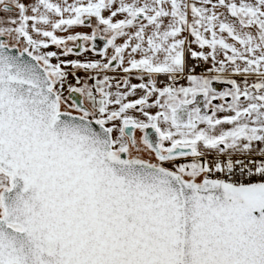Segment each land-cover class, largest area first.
<instances>
[{"label": "snow or ice", "instance_id": "obj_1", "mask_svg": "<svg viewBox=\"0 0 264 264\" xmlns=\"http://www.w3.org/2000/svg\"><path fill=\"white\" fill-rule=\"evenodd\" d=\"M0 264H264V0H0Z\"/></svg>", "mask_w": 264, "mask_h": 264}, {"label": "flooded vegetation", "instance_id": "obj_2", "mask_svg": "<svg viewBox=\"0 0 264 264\" xmlns=\"http://www.w3.org/2000/svg\"><path fill=\"white\" fill-rule=\"evenodd\" d=\"M78 31H83V32H88V31H90L89 29H86V28H81V29H77ZM89 57H91V53H88L87 54ZM98 58V57H97ZM84 75V74H83ZM65 95H67V93H65ZM151 131V130H150Z\"/></svg>", "mask_w": 264, "mask_h": 264}, {"label": "rangeland", "instance_id": "obj_3", "mask_svg": "<svg viewBox=\"0 0 264 264\" xmlns=\"http://www.w3.org/2000/svg\"><path fill=\"white\" fill-rule=\"evenodd\" d=\"M52 50H54V49H52ZM73 59H75V57H73ZM80 75L83 76V73H80ZM70 79H71V78H70Z\"/></svg>", "mask_w": 264, "mask_h": 264}]
</instances>
